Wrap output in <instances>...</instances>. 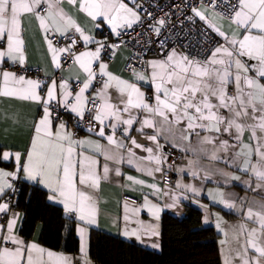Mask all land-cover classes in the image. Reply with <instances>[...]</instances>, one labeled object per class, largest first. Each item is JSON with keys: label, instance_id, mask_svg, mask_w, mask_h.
I'll use <instances>...</instances> for the list:
<instances>
[{"label": "snow or ice", "instance_id": "6c2138e0", "mask_svg": "<svg viewBox=\"0 0 264 264\" xmlns=\"http://www.w3.org/2000/svg\"><path fill=\"white\" fill-rule=\"evenodd\" d=\"M63 3L86 14L90 22L99 19L106 23L117 37L121 35V29L132 28L142 22L140 12L143 5L137 0H0V99L31 102L41 110L40 115L33 119L31 138L25 152L0 153V161H15L14 171L0 169V195L12 188L10 178L23 173L26 179L47 188L51 193L49 199L61 202L67 213L78 214V219L87 224L97 223L100 214L98 194L101 182L108 179L109 166L107 162L101 165L94 155L86 154L85 146L94 145L95 152L103 154L105 161L116 157L102 152L98 141L77 139L61 118L58 108L74 114L78 122L88 113L91 120L87 131L105 139L117 150L127 147L130 157L135 153L125 140H130L137 149L142 148L137 138L131 136L134 124L140 125L136 129L139 133L146 129L155 130V134L145 137L153 142L155 148H144L149 155L139 158L141 162L144 159L154 161L155 172H162L160 165L167 159L158 140L162 135L170 134L176 138V133H179L178 139L186 141L191 135L199 138L201 131L206 132L208 135L201 142L218 144L212 159H220L217 153L227 152L229 148L228 141L222 140L220 135L227 133L240 141L243 133L248 131L250 140L256 142L255 147L243 145L232 162L240 158L244 164L242 170L255 177L256 189H264V0H220L219 3L218 0H208L206 4L200 0L199 7L192 6L193 16L188 19L194 22L199 18L223 43L215 42L216 46L208 49L210 54L206 58H199V54L190 56L177 48L167 49L162 59L146 62L150 70L148 75L133 69L138 80L147 79L151 84V97L146 96L135 83L108 71V65L100 60V54L105 47L117 48L119 45H106L102 41H95L98 46L94 51L71 55L73 64L86 74L82 81L78 78L82 86L75 93L67 80L62 79L59 83L52 80L46 84L38 78H29L4 67L9 62L10 67L25 64L22 17L26 15L38 22L42 39L57 68L61 67L59 54H72L80 40L85 44L94 41V37L86 34L77 20L64 10ZM221 6L225 8L224 12L217 11ZM147 15L151 16V13ZM165 24L161 18L150 27L159 36ZM99 26L94 24V27ZM70 33L73 34L71 37ZM57 35L70 38V43L65 47L54 46ZM160 47L166 49V41L161 40ZM93 64H98L99 72ZM97 75L106 77L101 88L95 97L85 95ZM113 88L119 93V103L112 102L109 89ZM149 100L154 102L149 103ZM133 110L143 113L144 118L139 119ZM117 131H120V137ZM253 153L258 157L255 164L250 159ZM128 163L132 164L133 160L129 158ZM115 171L120 175L119 169ZM148 175H153V170H148ZM231 179L240 181L241 177L232 176ZM128 180L134 184L145 183L131 176ZM242 183L251 188V180ZM181 186L190 187L177 184V187ZM149 187L159 191L155 185ZM240 199L239 206L223 199L219 202L226 208L239 210L244 207L245 198ZM127 206L128 201H125V221L129 220ZM142 207L159 219L160 209L147 196ZM8 209V202L0 203V213ZM139 211L134 209L133 214ZM243 215L245 222L231 226V241H220L221 245H228L224 264H264V203L257 208V202H250ZM18 219L19 214H13L6 225H0V264H72L70 256L46 250L35 242H26L16 231ZM249 222L257 226L252 227ZM216 227L223 231L219 217ZM124 234L139 239L141 234L159 236V231L151 221H140L139 228L126 230ZM78 235L80 251L85 254L84 264H89L83 227L78 229Z\"/></svg>", "mask_w": 264, "mask_h": 264}, {"label": "crops", "instance_id": "0c3cea01", "mask_svg": "<svg viewBox=\"0 0 264 264\" xmlns=\"http://www.w3.org/2000/svg\"><path fill=\"white\" fill-rule=\"evenodd\" d=\"M125 2H127V0H125ZM62 7L77 20L81 27L86 30V34L94 37V41L86 44L87 46L96 44L95 41H102L105 36V31L108 30L111 32L109 25L101 23L99 19L96 22H90V18H88L86 14L79 12L76 7L69 6L67 3H63ZM140 15L142 17L141 12ZM196 19L200 21L199 18ZM200 22L206 25L204 22ZM94 24H99L100 26L94 27ZM22 26L23 37L25 40L24 65H27L31 69L40 68L44 73V78L38 79L44 81L46 84H50L52 80H56L59 83L63 79L69 82L73 93L78 91L82 86V84L78 82V78L79 81H82L86 74L79 69L78 65L73 64V62L69 66L63 67L64 54H59L60 68H57L55 64L52 63L51 53L47 51L46 42L43 41L42 32L39 30L38 22L34 18L27 15L22 17ZM226 27L227 25H225V28ZM111 34L115 35L112 32ZM53 42L56 47H65L69 44L68 41H65L63 44H59L55 42V40ZM221 43H223V40ZM96 46L98 45L96 44ZM174 48L184 52V50L180 47ZM86 50L94 51L95 49L87 47L82 51ZM128 54V48H116L112 52L111 56H106L103 52H101L100 60L108 65L109 72L119 76L121 79L129 81L130 83H135L137 87H139L140 90L146 94V96L151 97L153 89L147 79L143 81L138 80L132 71L133 69L127 70L126 65ZM162 58L163 57L154 56L150 59V61ZM9 64L10 62L5 63L4 67L10 68L8 66ZM93 68L99 72L98 64H93ZM10 70L20 74L14 68H10ZM134 70L135 72L144 73L145 75L150 73L149 69L145 71L134 68ZM25 76L37 79V77L34 76ZM100 79L103 81L106 77L97 75L96 80L93 81V86L87 93H85V95L92 97L95 96L97 90H99L102 86H97V81ZM262 83H264V81H262ZM109 92L112 96V102L119 103L118 91L113 88L109 89ZM153 102L154 101L149 100V103ZM40 112L41 110L39 106L31 102L9 100L8 98L0 99V146L3 148L2 153L4 151L11 153L25 152L29 146L31 138V126L33 119L34 117H38ZM133 114L137 115L141 120L144 118V114L138 110H133ZM126 115L127 114H125V116ZM61 118L67 122L68 128L72 130L77 139L87 138L92 141H98V143L102 146V152H107L116 157L113 160L105 161L103 154L95 152L94 145L85 146L86 154L94 155V158L97 159L101 165L107 162L109 166L108 179L101 182L98 194L100 200V214L97 217V223L87 224L78 219V214L67 213L65 211L66 214L76 220L77 234L79 228L83 227L85 229L86 259L89 264H96L90 256V234L92 229H98L106 231L110 234L118 235L126 240L141 244L149 249L161 250L163 221L167 218H183L186 215L188 207L198 209L201 212L202 225L214 227L218 233L220 257L222 264H224L225 256L228 252V245H221L220 241H231V226L245 222L243 213H246L250 202H257V208L260 203H264V189H256L257 182L255 177L251 172H245L242 170L244 168L242 160L237 158L234 163L232 162L233 157L237 156V153L243 145L251 144L253 148L255 147L256 142L250 140V132L248 131L243 133L240 141H237L235 136H231L227 133L221 134L220 138L228 141L229 148L227 152L220 151L217 153V155L221 157L220 159H212L213 152L219 147L218 144H206L201 142L203 137L208 135L206 132L201 131L199 138L196 135H191L186 141L178 139L179 133H176V138L170 134H165L167 136L166 139L165 135H162L158 137V140L159 143L163 145V155L166 156L167 159L160 165L162 172H155L154 161L149 162L147 159H144L141 162L139 159L146 158L149 155V153L144 151V148H155L153 142L145 138L146 136L155 134V130L146 129L144 133H139L136 129H138L140 125L138 123L134 124L131 136L137 138V142L142 145V148L137 149L135 146L131 145L130 140H125V144L130 146L132 151L135 153L134 157H130L127 147L117 150L114 146L109 145L105 139H102L91 132H76L73 130L71 128V123L77 120L74 114L66 111ZM117 136H121L120 131H117ZM234 145L236 147H233ZM170 148H176L183 152V158L181 161L175 163H171L169 161ZM129 158L133 160L132 164L128 163ZM250 159L251 162L255 164L258 157L255 153H253ZM225 161H228V163ZM7 162L11 163L14 167L8 168L0 166V169H4L9 172L14 171L15 161L10 160ZM116 169H119L120 175L116 174ZM165 169H171L176 173L177 178L172 183L163 182ZM148 170H153V175L149 176ZM100 171L102 172V167ZM193 172L197 173V175H192ZM20 174L23 176L25 181L37 183L26 179L23 173H19L16 177L10 178L11 184L12 179H18ZM129 176L133 177L135 180H143L145 183L143 185L134 184L128 180ZM232 176H239L241 177V180H233L231 179ZM245 180L252 181L251 188L242 183V181ZM178 183L181 185H188L190 187H177ZM149 185H155L159 191H155L153 188H150ZM45 189L49 193V199L51 193L47 188ZM193 189H195V191ZM9 190L10 189H6L4 194L0 195V203L7 202L3 197ZM128 196L134 197L136 200H133ZM145 196L148 197V200L152 204L157 205L160 209L158 213L159 219L152 217L147 209L142 207ZM240 198H245V200L243 202L244 207L239 210L226 208L223 203L219 202L223 199L228 202H234L239 206L241 204ZM49 201L64 208L63 204L58 200L49 199ZM125 201H128V221L124 220V216L126 214L124 207ZM168 205H171V207ZM134 209H140V211L133 214ZM1 214L4 215L5 218L0 219V225H6L13 214H19V219L16 223V231L26 242H35L46 250L70 256L72 257V264H84L85 254H82L81 251L79 253L63 252L44 245L40 241L43 230L42 223L37 224L31 238H26L21 233V226L24 217L23 212L12 206L10 203L7 212L0 213V215ZM218 217L223 231H219L216 227ZM140 221H151L159 231V236L151 237L141 234L140 238L137 239L136 236H126L124 234L126 230L132 231L139 228ZM249 223L252 227L257 226L255 224H251V222ZM225 233L228 235L226 236ZM153 244L158 246L153 247Z\"/></svg>", "mask_w": 264, "mask_h": 264}, {"label": "trees", "instance_id": "16d2710c", "mask_svg": "<svg viewBox=\"0 0 264 264\" xmlns=\"http://www.w3.org/2000/svg\"><path fill=\"white\" fill-rule=\"evenodd\" d=\"M2 151L0 146V153ZM0 166L14 167L7 161H0ZM17 180L20 191L13 206L24 215L21 233L31 238L37 224L42 223L40 241L44 245L63 252L79 253L76 220L66 214L62 206L50 202L48 191L40 184L25 181L21 174ZM218 236L214 227L202 225L198 209L188 207L183 218L163 221L161 250L92 229L90 256L96 264H222Z\"/></svg>", "mask_w": 264, "mask_h": 264}, {"label": "built area", "instance_id": "2783aa9c", "mask_svg": "<svg viewBox=\"0 0 264 264\" xmlns=\"http://www.w3.org/2000/svg\"><path fill=\"white\" fill-rule=\"evenodd\" d=\"M138 3L143 5L142 22L134 24L132 28L121 29V35L117 37L112 35L110 31H105V36L102 39L106 45H119L118 48H128V60L126 68L132 70L134 68L141 70H148L147 61H150L154 56L163 57L167 49L180 47L186 54L190 56H197L199 58H206L210 53L209 48L216 46L215 42L221 43L222 40L214 33L206 28V25L198 21L196 18L194 22L189 20L188 17L193 16L191 11L192 6H200V0H137ZM208 0H204L206 4ZM220 0H218V3ZM235 2V0H233ZM218 12H224L225 8L221 6L217 9ZM147 13H151L148 16ZM163 18L166 24L161 28L159 36L156 35L150 25H156L157 21ZM73 35L69 34V37ZM78 36V34H74ZM206 36L208 37L206 39ZM55 42L63 44L65 41L70 43V38H60L58 35L54 38ZM166 41V49L160 47V41ZM90 47L95 49L96 44L87 46L82 40L78 41L73 49L72 54L64 53L63 67L69 66L73 61L71 55L78 53L85 48ZM116 48L105 47L102 50L104 55H112ZM10 67V64L8 65ZM20 74L34 76L37 78H44V73L40 68L31 69L27 65L11 66ZM103 81H97V86L100 87ZM95 97V96H93ZM91 107V104L89 105ZM60 116L66 112L62 108H58ZM91 116L85 113V118L82 121H73L71 128L76 132L87 131ZM94 123V122H93ZM89 132V131H87ZM183 158V152L170 148L169 161L171 163L179 162ZM177 175L171 169H165L163 174L164 183H172L176 180ZM19 182L17 179H12V188L7 192L4 197L5 200L12 206L15 197L19 194ZM134 199V197L128 196ZM4 215H0V219H4Z\"/></svg>", "mask_w": 264, "mask_h": 264}]
</instances>
